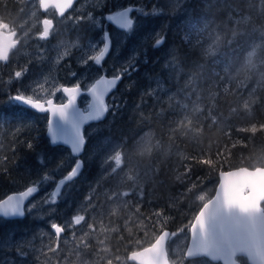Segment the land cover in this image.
<instances>
[{"label":"trees","instance_id":"1","mask_svg":"<svg viewBox=\"0 0 264 264\" xmlns=\"http://www.w3.org/2000/svg\"><path fill=\"white\" fill-rule=\"evenodd\" d=\"M25 2L0 0V22L20 28ZM138 4L145 10L143 16L154 14V27L165 37L164 43L157 48L151 43L136 69L129 67V73L116 90L120 97L112 103L118 104L116 112L109 111L106 120L97 124L101 129L98 138L110 136L119 142L127 154L126 162L132 161L128 158L130 141L139 134H146L155 145H160V151L154 150L148 160L153 171V191H149L148 185L143 193L139 188L130 198L129 210L145 225L131 243L128 233L121 229L120 236L115 235L111 240L122 253L135 241L142 243L136 244L137 247L146 245L147 234L153 228L159 233L161 229L177 231L188 226L202 206L195 196L216 186L219 171L264 166V132L253 137L250 132L238 131L252 123L264 122V85L257 86L253 77L247 79L244 74L251 51L257 52L254 62L264 66V11H261L264 0H186L178 11L163 10L162 14L151 12L153 7L158 9L161 0H143ZM246 16L250 17V23L237 24ZM158 21H164V25L160 26ZM217 35L222 38L218 51L206 55ZM109 71L110 67L105 68V72ZM11 76L9 63L0 62V200L32 185L55 184L54 166L44 167L43 160L49 163L54 152L65 154L66 151L61 146L50 145L45 134L46 115L7 103L12 95L4 87ZM244 78L246 81L241 85ZM14 85L8 84L10 92ZM244 102L249 109L244 108ZM196 105L199 112L193 114L190 110ZM241 140L243 145L232 147ZM87 142L84 156L91 149V142ZM29 143L32 149L28 148ZM170 148L171 152L165 153ZM218 152L224 153L226 162L222 157L217 163ZM207 158L213 160L215 167L198 163ZM88 160L85 164L83 161L78 179ZM84 184L67 182L59 191L55 204L59 220L64 216V205L71 206L84 199ZM193 184L197 187L190 192ZM157 212L161 213L159 217L154 215ZM37 224L38 218L27 214L21 220L1 218L0 238L12 232L36 231ZM118 237L120 241L116 242Z\"/></svg>","mask_w":264,"mask_h":264},{"label":"rangeland","instance_id":"2","mask_svg":"<svg viewBox=\"0 0 264 264\" xmlns=\"http://www.w3.org/2000/svg\"><path fill=\"white\" fill-rule=\"evenodd\" d=\"M141 1L143 0H81L67 17L57 19L59 22L57 26L60 27V23H62L66 26H71V30L75 28L78 30L74 33V37H69L71 31L67 29V35L65 36H54V39L51 38L53 37L51 34L50 38L40 40L37 35L42 31L39 0H26L23 11L25 15L20 25L19 39L21 45L13 53L11 64L14 67H11L12 76L4 87L5 91L12 96L17 95L19 91V93L26 96H32L33 100L46 101L54 98L56 102L63 103L65 98L62 92L59 91L64 85L61 82V74L59 72L62 67L70 70L69 77L66 76V80H69L71 77V79H76L79 83L83 82L86 89L91 87L98 77L102 75L101 69L90 57L98 55L100 49L103 47V32L108 29H102L106 5L109 8L108 14L119 11L127 7V5L135 7L132 11V17L135 21L132 30H109L113 46L108 60L110 71L107 74L122 73L123 75H127L129 73V62L131 61L134 64V69H136L137 62H140L145 57L149 50V45L155 43L159 35V31L154 27L153 22L155 21L152 20L154 14L150 17L142 15L144 8L141 7V4H138ZM185 1L161 0V5L158 9L156 10L153 7L151 12L161 13L163 10L175 12L182 7ZM112 6L113 10L116 9V11L113 12L111 10ZM83 21L86 22V27H90V29L96 31L99 30L100 35L96 37L87 36L82 41V37L86 33L84 30H80L82 26L77 23ZM158 24L163 26L164 21H158ZM57 26L53 30L54 33L57 31ZM4 30H11V28L8 27ZM214 41L210 42L209 46ZM33 44L36 47L29 49L28 46ZM71 55L76 58V63L81 69L72 64L63 66V61ZM24 56L32 61H38L37 66L25 65L26 63L22 59ZM170 65L176 66L171 62ZM125 68H128L126 72L124 71ZM17 71L23 72L21 78L15 77ZM103 73H106L104 69ZM244 74L247 79L253 77L257 86L262 83L264 85V66L256 64L254 69L245 70ZM10 82L15 84L13 92H10L11 90L8 87ZM75 84L77 82H71L69 85ZM143 94L141 95L143 96ZM167 96L171 97V93H168ZM117 97H120L119 93H114L108 100L112 114L118 108V104H112ZM88 103L87 97H83L79 101L80 106L84 110L88 109ZM121 106L120 104L119 107ZM197 108L199 109L197 105L194 106L190 112L193 114L198 113L199 111L194 110ZM98 126L97 124H93L85 128L86 137L91 142V149L87 156H83L82 160L84 164L88 159L89 162L85 166L86 169L80 179H76L78 182H85L84 199H79L75 203L70 204L73 208L70 213L68 212V218L61 221L62 226L71 224V227H65L67 233L57 239L51 231V225L57 221L56 215L58 213L55 211V204L58 202L57 196L59 193L55 197L54 204L45 202L49 199V194L56 192L59 182L75 165L76 160L71 156L70 151L65 148V154L59 151L54 152V158L51 162L47 163V161L43 160L44 167L46 165L49 167L54 166L53 173L57 176V182L50 185L49 183L47 185L43 184V187H39L41 193L39 194L38 192L36 197L26 207L27 215L32 218H38L36 231L19 232V234L12 232L8 236L0 238V264H106V259L108 258L113 259V264H117L115 256H120L123 264H127V260L124 258L125 254L118 250V247H114L111 240L114 239L115 235L120 236V229L127 232L131 239L134 237L137 240L140 228H143L145 223L129 210L132 204L130 203V198L136 195L135 192L139 188L143 193V188L148 185L149 191H153V171L150 168L148 160L154 150L159 152L160 149L153 147L151 152L141 155L139 151L141 142L150 141L153 145L155 143L146 134H139L138 137L130 141L131 149L128 152V158L132 161L126 162V166L124 163L117 166L109 157L114 155L116 151L123 152L121 145L110 136L98 138L101 134V129ZM106 127L104 126L103 128ZM169 152H171V148L165 151V153ZM65 156H67L66 159ZM92 159L96 161L93 160L94 162H92ZM91 167H94V169H91ZM132 175L137 176L138 183H133L132 180L128 179ZM67 182L65 181L64 184ZM62 186L60 185V191L63 189ZM214 188L215 186H212L197 194L195 199L199 195H204L206 199L212 197V192H214L212 189ZM113 192H129V195L117 200L113 197ZM199 202L203 203V201ZM76 215L85 216V221L80 225H75L73 218ZM88 224L93 225V230H89ZM85 233H88L87 237H85ZM156 235L153 228L152 233L147 234V237L150 236L148 242ZM188 236L187 229L181 228V230L176 232L175 236L171 237L170 248H168L170 258L175 259L177 256L183 255L188 243ZM82 239L89 244L90 251L83 249ZM100 240H104L105 243L103 245L99 244L98 241ZM115 241L119 242L120 237L116 238ZM104 247L109 248L110 253L106 254L102 252L101 249ZM50 248H56L57 250L56 252H52ZM138 249L137 246L133 247V250ZM20 252H23L24 255L21 256ZM205 262H191V264H205Z\"/></svg>","mask_w":264,"mask_h":264},{"label":"snow or ice","instance_id":"3","mask_svg":"<svg viewBox=\"0 0 264 264\" xmlns=\"http://www.w3.org/2000/svg\"><path fill=\"white\" fill-rule=\"evenodd\" d=\"M41 7H46L49 4H54L58 7L61 14L66 7H71L73 0H39ZM131 8H125L123 11H118L113 15L106 17V19L115 21L120 28L125 30H132L133 20L129 18V12ZM139 11V9H137ZM264 11V9H261ZM162 14V13H161ZM149 15V13H144ZM245 25L250 23V17H242L241 21ZM52 23L50 19H44L42 21L43 29L37 35L40 40H46L52 34ZM9 25L0 22V30L8 28ZM235 35V34H234ZM15 32L4 33L0 31V61H7L9 59V52L16 46L19 41L14 40ZM221 37L217 35L214 43H212L206 49V55H215L221 44ZM165 37L158 35L153 45L154 48L161 46L164 43ZM110 42L107 34L104 37L103 47L100 49L99 54L90 57L97 64L105 57L109 52ZM257 56L256 51L248 53L247 62L244 66V70L254 69L256 63L254 62ZM134 59V58H133ZM129 67H134L132 62H129ZM128 68H125L126 72ZM23 72L17 71L15 73L16 78H21ZM122 73L114 75L111 79H105L101 77L90 88L87 89L94 98V104L92 105V111L87 116L80 114L73 107V102L77 94L81 92V87L76 84L73 87H62L59 91L67 94L68 103H60L55 105L52 99H48L45 107V103L41 100H33L32 96H26L19 93L14 96H10L7 103L20 104L30 107L40 112H51L52 116H58L64 127H51L53 121L49 120V131L51 132L52 142L57 140H63L65 143L71 144L73 153H79L84 144L83 137L80 132V125L85 120H98L108 110L104 103V95L112 89L117 81L121 79ZM246 81V78L241 80V85ZM72 107L71 113L68 109ZM249 105L244 104V108L248 109ZM199 111V109H194ZM215 120V118L213 117ZM188 125H191V121H188ZM239 132L251 133L253 137L260 132H264V122L252 123L250 127H242L238 129ZM199 134V130H197ZM237 144L243 145V141H237L232 147H236ZM159 148L160 145L151 144L150 141H143L139 145L140 154H147L151 150ZM28 148L32 149L33 145L28 144ZM217 163L223 157V152L216 153ZM127 154L122 151H116L114 155L109 157L115 165L119 166L122 163L126 166ZM201 165H210L215 167V164L211 158L200 159L198 161ZM83 162L76 160L75 166L67 173L66 176L57 185L56 192L49 194V199L46 203H55V197L60 191V185H64L65 181H73V178L78 175L82 170ZM115 171V169H113ZM189 168V172H190ZM131 171V170H130ZM220 182L216 189V194L210 198H205L204 195L196 197L197 200L203 201L202 206L198 207L195 212L193 220L190 221L188 228L191 232V244L187 247L186 252L182 256H177L175 259L170 258V252L166 247V242L169 238V232L161 229L159 234L155 236L153 242L147 247H141L139 250H133L127 255V259L130 261L138 262V264H185V259L195 261L196 258H209L205 264H209L210 261H222L223 264H240V258L246 257L251 264H264V166L257 167H239L229 171H219ZM128 179L133 183H138L136 175L129 176ZM197 185L193 184L189 191L196 189ZM36 191V188L28 187L26 191H22L18 196H8L7 201L0 203V213L3 216H23L24 209L22 207L26 198L31 196ZM113 197L120 200L122 197H127L129 192H113ZM142 195V193H141ZM13 201H15L13 203ZM139 212V209H136ZM159 217L161 213H154ZM131 219V217H129ZM75 225H80L85 221V216L76 215L73 218ZM127 223V222H126ZM65 227H71V224L64 226L53 223L51 228L54 229L57 239L60 234L65 231ZM89 230H93V225L88 224ZM175 236L176 233H172ZM88 233H85V237ZM131 240V237H130ZM83 249L90 251L89 244L82 239ZM103 245L104 240L98 241ZM139 244V241H135ZM58 247V245H57ZM56 248H50V251L56 252ZM104 253H110V249L104 247L101 249ZM21 256L23 252L19 253ZM103 258V257H102ZM117 264H123L120 256H115ZM106 264H113V259H106Z\"/></svg>","mask_w":264,"mask_h":264},{"label":"flooded vegetation","instance_id":"4","mask_svg":"<svg viewBox=\"0 0 264 264\" xmlns=\"http://www.w3.org/2000/svg\"><path fill=\"white\" fill-rule=\"evenodd\" d=\"M29 1H31V0H29ZM81 0H77L76 2H74V4H73V6H72V8L71 9H69L68 11H66L63 15H59L58 14V12L54 9V8H50V9H48L47 11H42V9H41V7H40V5H39V8H40V10H39V13H40V16L42 17V21L44 20V19H46V18H48V19H50V20H52L53 21V23H52V35H53V37H51V35L49 36V38L51 37V38H54V36H65V35H67L66 34V31H67V29L68 30H70L71 31V33H70V35H69V37H74V33H76L78 30L75 28V29H73V30H71V26H66V25H64V24H62V23H60V27L59 26H57L58 24H59V22L57 21V19H62V18H65V17H67L68 16V14L73 10V8L75 7V5L76 4H78V2H80ZM38 4H40V2H38ZM128 6V5H127ZM24 9V8H23ZM114 8H112L111 10H113ZM108 10H109V8H107V5L105 6V12H104V14H105V20H103L102 22H103V24H102V29L103 28H108V29H106V30H104V32H103V35H104V37H105V34L106 33H108L109 34V37H110V41H111V49H110V51H109V53L106 55V57L103 59V60H101V62L99 63V64H97V66L101 69V71H102V75H117V74H107V72L106 73H103V69L105 70V68H107V66L109 65L108 64V60H109V57H110V54H111V50H112V46H113V43H112V38H111V35H110V29H117V30H119V31H124V30H120V29H118L114 24H112V23H110V22H108L107 21V19H106V15L108 14L107 12H108ZM24 11V10H23ZM114 11H116V9L115 10H113V12ZM103 12V11H102ZM24 13H23V16H22V20H23V18H24ZM78 25L80 24L81 26H82V28L80 29L81 31H85V36L84 37H82V41H84L85 40V38L87 37V36H98V35H100V32H99V30L98 31H96V30H92V29H90V27H86V22L85 21H83V22H80V23H77ZM21 25V24H20ZM134 25H135V23H134ZM55 26H57V31L54 33L53 32V30H54V28H55ZM20 28H21V26H19ZM134 27V26H133ZM20 28H11V30H17L18 31V33H17V38L19 39V34H20ZM42 29H43V25H42ZM55 39V38H54ZM31 43H33V42H31ZM20 45H21V41H20V39H19V44L17 45V47L15 48V49H13L12 51H11V54H10V56H9V60H8V62H6V63H9V66H10V70H11V67H14L12 64H11V60H12V56H13V53H15V51L20 47ZM36 46H34V44L33 45H29L28 46V48L29 49H33V48H35ZM99 54V53H98ZM22 59H24V63H26L25 65H30V66H32V67H36L37 66V64H38V61H32L31 59H29L28 57H26V56H24ZM63 63H64V65L63 66H65L66 64H72L73 66H75V67H77L78 69H81V67L79 66V65H77V63H76V58H74L73 57V55H71L70 57H68L67 59H65L64 61H63ZM109 67V66H108ZM59 72H60V74H61V82H63V86L62 87H65V86H68V87H70V86H75V85H69L71 82H77V84H79L83 89H86L85 88V86H84V84H83V82H78L76 79H71V77H70V79L69 80H66V76H68L69 75V72H70V70L69 69H66V67H62V69L61 70H59ZM118 74H120V73H118ZM125 76H127V75H124V77ZM69 77V76H68ZM100 77V76H99ZM124 77H123V79H124ZM73 80V81H72ZM123 81V80H122ZM122 83V82H121ZM61 87V88H62ZM114 93H116V91L114 92ZM65 98V97H64ZM54 99V98H53ZM82 99V98H81ZM80 99V100H81ZM55 100V99H54ZM66 100V99H65ZM65 102V101H64ZM58 103V102H57ZM25 108V107H24ZM41 115H46V114H41ZM47 116V115H46ZM84 156V155H83ZM79 178V177H78ZM77 178V179H78ZM73 182V181H72ZM76 182H77V180H76ZM218 183H219V180H218ZM218 183L216 184V186H215V189H214V192H213V194H212V196L214 195V193H215V190H216V188H217V185H218ZM67 185V183L66 184H64L63 186H62V188H64L65 186ZM41 193V191H39V194ZM60 196H57V198H59ZM75 205V204H74ZM72 205L71 206H68V205H64L63 206V214H64V216H63V218L62 219H58L57 218V216H56V223L55 224H59V225H61V221L62 220H64V219H66V218H68V213L66 214L65 212H66V210H69V213H70V211L72 210ZM62 226V225H61ZM182 229H187V231H188V243H187V246H186V248L184 249V252H183V254L186 252V250H187V247H188V245H189V242H190V237H191V232H190V230H189V228H188V226H185L184 228H182ZM164 230H168V229H164ZM181 230V229H180ZM51 231H52V233L55 235V232L53 231V229L51 228ZM170 232H171V234L172 233H176L177 231H179V230H177V231H171V230H169ZM65 233H67V231H64V232H62L61 234H60V237H62ZM157 235L159 234V233H156ZM56 236V235H55ZM129 236V235H128ZM171 237H173L172 235H170V239L168 240V243H167V248H170V243H171ZM148 238H150V236H148ZM130 239V237L128 238V240ZM154 239H155V237H153V238H151V240L148 242L149 244L151 243V242H153L154 241ZM132 240H135L134 239V237L130 240V243L132 242ZM146 244L145 246H143V247H147L149 244ZM134 246H137L136 245V243H134V244H131V247L128 249V251L126 252V253H124L125 254V259L127 260V264H138V263H135V262H130L128 259H127V255L128 254H130V252L131 251H133V247ZM138 248H141V247H138ZM139 250V249H138ZM208 259L209 258H196L195 259V261L194 262H199V261H208ZM191 262H193V261H191L190 259H185V264H191ZM209 263H211V264H222L221 262H213V261H210ZM240 264H249V262H248V259L246 258V257H242V258H240Z\"/></svg>","mask_w":264,"mask_h":264},{"label":"water","instance_id":"5","mask_svg":"<svg viewBox=\"0 0 264 264\" xmlns=\"http://www.w3.org/2000/svg\"><path fill=\"white\" fill-rule=\"evenodd\" d=\"M76 1H77V0H73L72 6H73L74 2H76ZM72 6H71V7H66L65 10H64V12L61 14V12L59 11L58 7H57L56 5H54V4H49V5L46 6V7H41V5H40L42 11L45 12V11H47V10L50 9V8H54V9L58 12L59 15H63L66 11H68L69 9H71ZM125 8H131V9L134 10L135 7L132 6V5H129V6L125 7ZM125 8H123V9H121V10H119V11H123ZM133 10H132V11H133ZM132 11H130L128 15H129V18L132 19L133 22L135 23V21H134V19H133V17H132ZM116 12H118V11H116ZM116 12H114V13H109V14L106 15V17H108V16H110V15H113V14H115ZM46 19H48V18H46ZM107 21L110 22V23H112V24H114V25H115L118 29H120V30L128 31V30H125V29L120 28L119 25H118L115 21H111V20H108V19H107ZM134 23H133V26H134ZM0 31H3L4 33L15 32V36L13 37V39L19 41V39L17 38V33H18L17 30H15V29H14V30H4V29H2V30H0ZM106 34H107V36H108V40H109V42H110V48H109V51H110V49H111V41H110L109 34H108V33H106ZM18 44H19V43H17L16 46L10 50V52H9V56H10V54H11V51H12L13 49H15V48L17 47ZM108 53H109V52H108ZM108 53H106V55H107ZM106 55H105V57H106ZM105 57H104V58H105ZM104 58H103V59H104ZM103 59H102V60H103ZM8 60H9V59H8ZM8 60H7V61H2V62L6 63V62H8ZM120 74H121V73H120ZM113 76H114V75H101L100 77H98L97 80H99L101 77H104L105 79H111ZM123 77H124V75L122 74L121 79H119V80L117 81L116 85H115L112 89H110L109 92L105 93V95H104V103H105V106L108 108V110L104 113V115H103L100 119H98V120H85V121L80 125V132H81V135H82V137H83L84 144H83L82 149H81V151H80L79 153H73V152H72V149H71V144H69V143H65L63 140H57L55 143L52 142L51 132L49 131V128H50L49 120L51 119V120L53 121V124L51 125V127H64V125L62 124V122L60 121V119H59L58 116H55V117H54V116H52L51 112H40V111L34 110V109L30 108V107H27V106H24V105H22V106L25 107V108H27V109H30V110H32V111L38 113V114H46L47 117H48V120H47V128H46V133H45V134H46V137H47L48 140H49L50 145H51L52 147L61 146V147H65V148H67V149L70 151L71 156H72L75 160L78 159V160H80V161L83 162L82 157H83V155H84V153H85V150H86V147H87V143H88V142H87V138H86V134H85V128H86L87 126H89V125L98 124V123H101V122H104V121H105V119L107 118L108 113H109V111H110L108 100H109L110 97L114 94V92L118 89L119 85L121 84V82H122V80H123ZM97 80H96V81H97ZM96 81H95L93 84H95ZM93 84H92V85H93ZM65 87H68V86H65ZM70 87H73V86H70ZM80 87H81V86H80ZM89 88H90V87H89ZM61 92H62V91H61ZM62 94H63V96H64L65 99H66L65 102H63V103H64V104H67V103H68V100H67V94H66V93H63V92H62ZM83 97H87L88 100H89V103H88V109H87V110H84V109L80 106V104H79L80 99L83 98ZM50 99L53 100V102H54L55 105H59V104H60V103H57L53 98H50ZM46 101H47V100H46ZM46 101H41V102H42V103H45V107H48V105L46 104ZM93 104H94V98H93L92 94H91L90 92H88L87 89H83V88L81 87V92H80L79 94L76 95L75 100H74V102H73V107H74V109L77 110L80 114H82V115H84V116H87L88 113L91 112V111L93 110V109H92V105H93ZM19 105H20V104H19ZM72 110H73V108L70 107V108L68 109V112L71 113ZM74 166H75V165H74ZM82 170H83V166H82ZM82 170L78 173V175H77L76 177L73 178V181L76 180V179L80 176V174L82 173ZM232 170H233V169H232ZM219 182H220V177H219ZM218 185H219V183H218ZM218 185H217V187H218ZM29 187L36 188V191H35L31 196H29L28 198L25 199V201H24V203H23V205H22V207H23V209H24V215H23V216H8V217H5V216H3L2 213H0V218H5V219H8V220H21V219H23V218L26 216V207H27V205H28V204L34 199V197H36V195H37L38 192H39V189H38L37 186L32 185V186H29ZM27 188H28V187H27ZM27 188H26V189H23V190H21V191H17V192L10 193V194L7 195L5 198H3L2 200H0V203H2V202H4V201H7L8 196H13V197L18 196L20 192H22V191H26ZM216 189H217V188H216ZM215 194H216V190H215L214 195H215ZM214 195H213V196H214ZM14 202H15V201H13V203H14ZM53 231H54V229H53ZM167 231H168L169 234L171 235V232H170L169 230H167ZM54 232H55V231H54ZM170 235H169L168 240L170 239ZM168 240H167V242H166V247H167ZM190 244H191V237H190V242H189V245H188V246H190ZM129 261H130V260H129ZM130 262H134V261H130ZM213 262H221V263L223 264L222 261H213ZM248 262H249V264H251V261L248 260ZM135 263H138V262H135Z\"/></svg>","mask_w":264,"mask_h":264},{"label":"bare ground","instance_id":"6","mask_svg":"<svg viewBox=\"0 0 264 264\" xmlns=\"http://www.w3.org/2000/svg\"><path fill=\"white\" fill-rule=\"evenodd\" d=\"M29 1V0H28ZM0 62H2V61H0ZM2 63H4V62H2ZM22 106V105H21ZM106 120V119H105ZM87 138V137H86ZM87 141H88V139H87ZM57 147H59V146H57ZM63 148H65V147H63ZM67 149V148H66ZM68 150V149H67ZM75 181V180H74ZM67 182V181H66ZM69 182V181H68ZM70 182H72V181H70ZM38 189H39V187H38ZM39 191H40V189H39ZM87 195V194H86ZM1 219V218H0ZM3 219H5V218H3Z\"/></svg>","mask_w":264,"mask_h":264}]
</instances>
